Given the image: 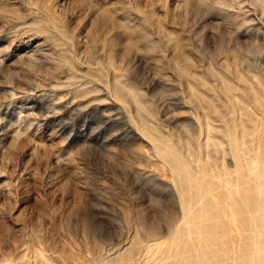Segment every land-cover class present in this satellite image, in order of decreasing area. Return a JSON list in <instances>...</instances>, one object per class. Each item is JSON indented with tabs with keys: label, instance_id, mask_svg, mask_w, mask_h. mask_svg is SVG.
I'll use <instances>...</instances> for the list:
<instances>
[{
	"label": "rangeland",
	"instance_id": "1",
	"mask_svg": "<svg viewBox=\"0 0 264 264\" xmlns=\"http://www.w3.org/2000/svg\"><path fill=\"white\" fill-rule=\"evenodd\" d=\"M0 264H264V0H0Z\"/></svg>",
	"mask_w": 264,
	"mask_h": 264
},
{
	"label": "bare ground",
	"instance_id": "2",
	"mask_svg": "<svg viewBox=\"0 0 264 264\" xmlns=\"http://www.w3.org/2000/svg\"><path fill=\"white\" fill-rule=\"evenodd\" d=\"M149 245V244H148Z\"/></svg>",
	"mask_w": 264,
	"mask_h": 264
}]
</instances>
